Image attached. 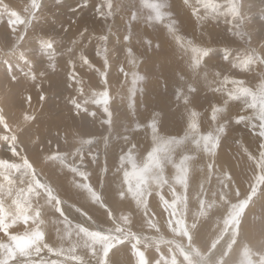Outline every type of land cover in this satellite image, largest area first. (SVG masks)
Masks as SVG:
<instances>
[{
    "label": "snow or ice",
    "instance_id": "6c2138e0",
    "mask_svg": "<svg viewBox=\"0 0 264 264\" xmlns=\"http://www.w3.org/2000/svg\"><path fill=\"white\" fill-rule=\"evenodd\" d=\"M0 73V264H264V0H0Z\"/></svg>",
    "mask_w": 264,
    "mask_h": 264
},
{
    "label": "rangeland",
    "instance_id": "374dc122",
    "mask_svg": "<svg viewBox=\"0 0 264 264\" xmlns=\"http://www.w3.org/2000/svg\"><path fill=\"white\" fill-rule=\"evenodd\" d=\"M26 2V0H5V3H8V4H10L12 7H20L23 3H25ZM101 2V0H90V3H100ZM168 2L170 3V4H172L174 7H179L180 5H181V3H182V0H168ZM70 3H71V0H70ZM49 6L50 7H52L53 8V11H55L56 9H55V7L53 6V4L50 2L49 3ZM71 6H75L74 4H71ZM93 9L92 8H89L88 10H87V15L85 16V20L86 21H91L92 19H93ZM62 18L63 19H65V20H67V19H69V16L67 15V10L65 9L64 10V14H63V16H62ZM74 19V18H73ZM194 19V18H193ZM258 17H257V21H258ZM110 23H112V21H110ZM213 24H215V22L213 21ZM145 25L144 24H140V31H143L144 29H145ZM196 28H197V30L199 29V26H196ZM223 29H224V23H223V21H221L220 22V26H219V31H223ZM77 30V25H73L72 26V31L73 32H75ZM148 31L149 32H152L153 30L151 29V28H148ZM197 32H199V30L197 31ZM70 35V34H69ZM181 35H183V33H181ZM186 39H187V37H185ZM65 43L67 42V40L65 39V41H64ZM111 47V46H110ZM90 53V55H89V58L93 61V63H95L96 64V66L97 67H100L101 65H102V60H101V58L100 57H97L96 55H95V49H94V47H91V48H89V52L88 53H86V54H89ZM57 59L59 60L60 58H59V54H57ZM121 60H123V56H121ZM62 63V62H61ZM110 63H111V61H110ZM116 67L118 68L119 67V65H116ZM116 67H113V68H111V73H112V75L110 76V85H111V87L113 88V89H116V88H119L120 87V85L117 83V81H116V70L117 69H115ZM77 71H80L81 72V75L83 76V78H84V80H85V82L86 83H88L89 82V75H91V73H89V70H87V69H83V70H81L80 68H79V65L77 66ZM87 73V74H86ZM240 78H246V77H240ZM0 79H2V73H0ZM123 77L121 76L120 77V80H121V82L123 81ZM129 79H130V77H129ZM93 83H96L97 81L96 80H93L92 81ZM65 95V94H64ZM32 96H33V101H32V107H33V109H35L36 111H39L40 110V108H41V104L38 102V96H37V94L35 93V92H33L32 93ZM152 99H154V96L153 97H151ZM119 101L117 100V103H118ZM14 103H15V101H14V99H9L8 100V102H7V105L8 106H12V105H14ZM54 103H59V101L58 100H56V98H53V100H51V101H49V106H51L52 104H54ZM24 107L25 108H27L28 106H27V104H25L24 105ZM8 110V107L6 106V111ZM12 111L16 114V116L18 117L19 116V109H18V107H12ZM233 111H239V108L238 107H236V108H234L233 109ZM206 124H207V122H204V124L202 125V130H203V128H205L206 127ZM170 131H175V129H170ZM4 133L2 132V131H0V135H3ZM233 135L234 136H236L237 138H239V139H241L242 141H247L248 139H251L249 136H248V133H247V131L244 129V127H243V125H241L236 131H234L233 132ZM22 139H26V138H22ZM53 147H55V145H53ZM252 147H253V149H255V143L253 142V145H252ZM235 151H236V148H235V145L233 144V141H232V139L230 138L227 142H225V144L223 145V148H222V150H221V157H225V156H231V155H233L234 153H235ZM29 156H30V158H32V159H35V158H33L31 155V152H28L27 153ZM0 158H12L11 157V154L8 152V150H7V148L5 147V145H4V143L2 142V141H0ZM13 159H17V158H13ZM101 161H103V156L101 157ZM112 164H113V161H112V159L110 158L109 159V166L110 167H112ZM38 167H43V165H39ZM92 169L91 168H88L87 169V171H91ZM72 179V177L71 176H69L68 177V180H71ZM90 182L94 185V186H96V178H95V176H92V177H90ZM165 192H166V194H168L167 193V189H165ZM64 192L62 191V194H63ZM73 193V192H72ZM67 194H69L68 192H67ZM74 194H76V193H74ZM64 195V198L68 201V203H72L73 202V200H71V199H68V197L66 196V194L64 193L63 194ZM191 195V194H190ZM78 197V196H77ZM195 198V195L193 196V199ZM76 199V198H75ZM153 203H155V201H153ZM73 215H75V214H73ZM165 216H166V214H165ZM252 231L253 230H249V232H248V237L251 239L252 238ZM146 234H149V235H151L152 233L151 232H148L147 230H146ZM198 245L203 249L204 247H205V245H200L199 243H198ZM219 248V247H218ZM218 250V249H217ZM216 250V251H217Z\"/></svg>",
    "mask_w": 264,
    "mask_h": 264
},
{
    "label": "bare ground",
    "instance_id": "6f19581e",
    "mask_svg": "<svg viewBox=\"0 0 264 264\" xmlns=\"http://www.w3.org/2000/svg\"><path fill=\"white\" fill-rule=\"evenodd\" d=\"M199 30V29H198ZM197 30V31H198ZM115 69H117V67L115 68ZM65 95H67V93H64ZM170 130V129H169ZM29 152H31V151H29ZM31 156L33 157V158H35V154L33 153V152H31ZM70 181V180H69ZM65 189H67V192L69 193V194H67V192H66V196L67 197H69V196H71L72 197V199L71 200H75V198L76 199H79V197H77V195L76 194H74L75 193V190H73L72 188H71V185L70 184H65ZM63 192H64V190H62ZM73 192V193H72ZM64 194V193H63ZM190 194L192 195V197L195 195V193H194V191L193 192H190ZM74 214V213H73ZM51 239H52V241H55V239H56V237H55V232H54V230L53 231H51ZM198 243L200 244V245H205L204 244V240H203V238H201L199 241H198ZM223 250V245H221L219 248H218V250H217V253H219L220 251H222ZM54 258V257H53ZM234 258H235V251L233 252V260H234Z\"/></svg>",
    "mask_w": 264,
    "mask_h": 264
}]
</instances>
